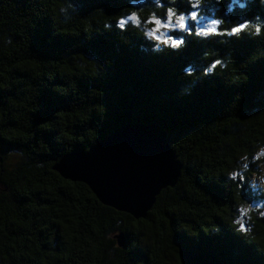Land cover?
I'll use <instances>...</instances> for the list:
<instances>
[{
	"label": "trees",
	"instance_id": "1",
	"mask_svg": "<svg viewBox=\"0 0 264 264\" xmlns=\"http://www.w3.org/2000/svg\"><path fill=\"white\" fill-rule=\"evenodd\" d=\"M69 2L64 24L61 0H0V264H264V4L175 0L183 41L153 51L124 15L149 0ZM127 123L159 124L182 164L140 219L53 169Z\"/></svg>",
	"mask_w": 264,
	"mask_h": 264
},
{
	"label": "water",
	"instance_id": "2",
	"mask_svg": "<svg viewBox=\"0 0 264 264\" xmlns=\"http://www.w3.org/2000/svg\"><path fill=\"white\" fill-rule=\"evenodd\" d=\"M53 169L64 179L87 185L103 205L140 219L163 189L177 184L182 164L159 124L127 123L88 149L65 153ZM114 238L125 247L124 233ZM178 254L181 264H232L186 248Z\"/></svg>",
	"mask_w": 264,
	"mask_h": 264
},
{
	"label": "clouds",
	"instance_id": "3",
	"mask_svg": "<svg viewBox=\"0 0 264 264\" xmlns=\"http://www.w3.org/2000/svg\"><path fill=\"white\" fill-rule=\"evenodd\" d=\"M174 3L175 0H149V8L124 14L128 16L131 26L140 32L145 42L152 45L153 51L160 50L161 46L176 48L183 41L182 37L173 39L171 35L163 36L171 27L182 28L183 20L181 16L174 14L172 7ZM261 3L264 4V0H261ZM74 10L75 7L69 0H61V6L57 9L59 16L62 17L61 22L69 23L72 19L70 12ZM162 19L164 23L161 22ZM115 26L122 30L126 28L125 21L120 18H117ZM104 27H111V24L106 23ZM256 34L259 35V29L256 30Z\"/></svg>",
	"mask_w": 264,
	"mask_h": 264
},
{
	"label": "rangeland",
	"instance_id": "4",
	"mask_svg": "<svg viewBox=\"0 0 264 264\" xmlns=\"http://www.w3.org/2000/svg\"><path fill=\"white\" fill-rule=\"evenodd\" d=\"M182 17L184 18L183 19V27L182 28H184V26H185V20L188 22V20H187L188 16H186V17L185 16H182ZM197 22H198V27L197 28L199 29V31H206V29H211L212 30L213 28H215L217 26V23H218L217 22V23L213 24V20H207V19H203V18H198L197 19ZM172 28H177V27H171V29ZM178 29H181V28H178ZM169 35H171V34H169V31H165L163 33V36L164 37H168ZM258 153H259V151H257V155H258ZM263 158H264V156H263ZM261 169L262 170L260 171V173L257 174L256 177H254V183H257L258 185H264V164L262 165ZM167 188H172V187H167ZM240 212L243 213L244 215L245 214L247 215L248 210H245L244 208H241L240 211H239V213Z\"/></svg>",
	"mask_w": 264,
	"mask_h": 264
},
{
	"label": "snow or ice",
	"instance_id": "5",
	"mask_svg": "<svg viewBox=\"0 0 264 264\" xmlns=\"http://www.w3.org/2000/svg\"><path fill=\"white\" fill-rule=\"evenodd\" d=\"M197 5L193 4L192 7H196ZM195 13H193V19L195 18ZM181 19L183 20L184 18L181 16ZM217 23L216 21H213V24ZM182 27H183V24H182ZM212 30L211 29H206V32H211ZM240 31V28H235L233 29V32H239ZM216 64L219 65L220 64V61H216ZM213 67H215V65H213Z\"/></svg>",
	"mask_w": 264,
	"mask_h": 264
}]
</instances>
